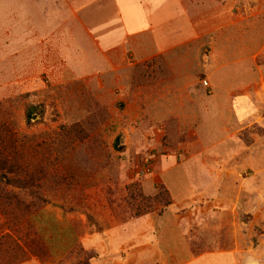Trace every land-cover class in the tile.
Masks as SVG:
<instances>
[{
  "label": "rangeland",
  "instance_id": "rangeland-1",
  "mask_svg": "<svg viewBox=\"0 0 264 264\" xmlns=\"http://www.w3.org/2000/svg\"><path fill=\"white\" fill-rule=\"evenodd\" d=\"M66 1L82 72L59 56L32 69L0 37V264H93L89 240L128 234L123 255L133 240L181 256L241 243L240 264H264V0L164 1L188 21L174 50L149 59L127 43L131 6Z\"/></svg>",
  "mask_w": 264,
  "mask_h": 264
},
{
  "label": "crops",
  "instance_id": "crops-1",
  "mask_svg": "<svg viewBox=\"0 0 264 264\" xmlns=\"http://www.w3.org/2000/svg\"><path fill=\"white\" fill-rule=\"evenodd\" d=\"M86 1L79 0V3L82 4ZM151 1L153 3L149 1V5H156V10L153 12L140 0H115L119 12L120 6L122 7L124 3L131 6L137 13L136 16L129 17L125 10H123L121 16L128 38L127 43L135 50L136 55L140 54L145 59H149L157 54L170 53L174 50L178 45L179 39L184 34V32L180 33L178 23L188 21L186 15L175 3L171 4L172 6L169 8L167 3L164 4L166 0ZM168 11L169 13H167ZM75 17H78L77 14H75ZM72 20L76 19H72L71 7L66 0H63V2L62 0H0V37L9 38V45L5 51H15V61H30L27 65L32 69L41 67V62L47 64L53 63L57 60L58 56L67 60L69 62L68 67L70 69L75 68L77 73L82 72L88 66L87 55L85 56L86 62L83 58H80L84 66L78 64H74L73 66L70 64L72 60L76 63L79 61V56L73 57L69 55L73 43L77 47H82L81 28L78 25V20L74 21V25L71 23ZM73 27L80 29L77 32L79 42L76 40L72 41ZM191 34V30L185 32V36H190ZM86 36L87 33L85 31V42L87 41ZM67 37H70L68 41L66 40ZM0 45L2 46V44ZM139 48L143 49L142 53L138 52ZM232 97H230L229 101L233 99ZM237 98L238 100H246L244 97ZM214 100L211 99L210 102ZM195 164L199 167L201 173L210 175V173L205 172L207 168H205L204 165L206 163L203 160H195ZM214 185L215 183L211 187H214ZM207 186L209 189V184ZM198 193V196L206 194ZM146 220L148 221V225L150 221L154 227L157 225L153 216L140 218L138 222L143 224ZM166 221V219L161 218L159 223L161 225L167 224ZM132 223L135 224L137 222L133 220ZM129 226H131L130 222ZM127 229H129L128 226ZM171 233L174 236L176 234L180 235V232L176 229L171 230ZM183 236L186 241L190 240V238H186V234H183ZM107 238L108 240H89L87 245L90 248H97L99 252L92 260L93 264H104L107 261H110L108 264H168L167 259L170 258L167 254L168 251L172 261H177V264H240L246 257L244 256L245 250L242 248L241 243L233 249L209 250L198 254L190 253L189 255H186L184 252L183 256H181L179 251H176L177 254H174L173 250H165L158 242L152 243L150 240L138 246L135 244V240L129 242L125 246V249H128L127 246L131 244L133 246L123 255L120 254L117 247L120 246V242L124 241L123 243H125L128 241L130 238L129 234L127 238L123 237L121 240H110L109 237ZM206 241H208L209 245H217L219 243V240L215 239ZM261 243H264V240H261ZM190 252H192L191 249ZM260 252L261 247L258 250H254L255 255H259ZM16 264H40V262L33 255L31 260H22Z\"/></svg>",
  "mask_w": 264,
  "mask_h": 264
},
{
  "label": "trees",
  "instance_id": "trees-1",
  "mask_svg": "<svg viewBox=\"0 0 264 264\" xmlns=\"http://www.w3.org/2000/svg\"><path fill=\"white\" fill-rule=\"evenodd\" d=\"M32 106H29L27 109H26V112H25V115H26V121L28 124L32 123L31 121L35 118V115L33 114V111H32ZM41 114L43 115V111H41ZM5 174L3 173H0V182H4L5 181ZM11 183L13 184V181H11Z\"/></svg>",
  "mask_w": 264,
  "mask_h": 264
}]
</instances>
